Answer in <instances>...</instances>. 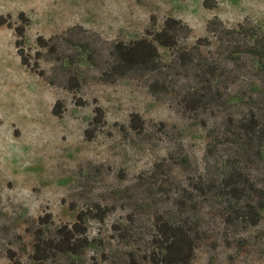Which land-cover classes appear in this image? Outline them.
Instances as JSON below:
<instances>
[{
    "label": "rangeland",
    "instance_id": "1",
    "mask_svg": "<svg viewBox=\"0 0 264 264\" xmlns=\"http://www.w3.org/2000/svg\"><path fill=\"white\" fill-rule=\"evenodd\" d=\"M22 13L30 20L24 56L31 66L39 64L44 77L23 64L18 52L15 28L26 24ZM1 17L7 24L0 27V264H34L36 233L49 235L57 226L73 224L78 212L95 204L109 212L103 223L87 219L91 244L73 260L46 264H153L147 256L153 251L156 207L149 191L137 189L140 178L150 181L156 164L166 162L171 184L187 186L204 174L210 183L216 159L208 153L204 126L227 133L229 124H222L227 114L253 109L264 119V94L251 91L259 86L264 91V71L243 59L246 69L240 62L242 74L228 90L245 98L226 96L230 103L223 107L207 99L194 111L185 94L190 79L173 62L174 51L158 47L162 72L141 70L111 79L105 72L114 44L146 37L171 18L184 26L178 45L186 49L199 46L215 18L229 28L244 23L264 30V0H0ZM40 37L52 48H41ZM204 50L209 56L215 51ZM152 83L159 85L154 89ZM57 102L61 117L53 113ZM96 107L103 109L106 125L88 140ZM134 117L144 123L143 131L133 129ZM220 140L218 157L237 161L256 186L247 202L264 204V158L236 160L228 137L220 134ZM225 160L223 167L230 165ZM161 202L164 209L173 207ZM242 207L233 224L224 206L222 212L201 207L192 264H264V208L259 224L251 225ZM49 214L52 223L42 229L40 219Z\"/></svg>",
    "mask_w": 264,
    "mask_h": 264
},
{
    "label": "trees",
    "instance_id": "2",
    "mask_svg": "<svg viewBox=\"0 0 264 264\" xmlns=\"http://www.w3.org/2000/svg\"><path fill=\"white\" fill-rule=\"evenodd\" d=\"M20 19L26 23L15 28L16 46L22 57V62L30 67L34 73L44 77V71L40 69L39 64L36 63V65L31 66L24 56L25 27L29 25L30 20L23 13ZM5 24L7 22L1 17L0 27ZM8 25L10 26V24ZM183 27L180 20L171 18L165 21L161 30H148L146 37L128 44H114L110 71L105 72V75L111 79H119L141 70L162 72L165 66L158 47H163L174 51L173 62L177 63L178 69L184 71L186 77L188 76L190 79L187 82L189 88L185 94L188 95L187 102L192 110L198 111L202 105L205 107L203 102L207 99L216 101L217 105L222 107L230 103L228 99H244L245 95L242 93H231L229 90L233 87L230 88V86L234 85L231 83L234 79H239L242 71L246 69L242 63L243 59L249 61L250 65L258 66L260 71H264V30L244 23L229 28L222 20L215 18L208 23V36L199 40V46L186 49V47H179L178 45V31ZM38 43L41 48H52L49 40H45L43 37L38 39ZM203 46L204 48L201 50ZM205 48L215 49V51H211L210 54L212 55L209 56L205 53ZM38 55L40 54L38 53ZM240 62L243 64V70L239 66ZM156 81L160 83L159 80ZM234 83L236 85V82ZM72 85H74L73 82ZM157 85L159 84L152 83L151 87L156 89ZM68 88L71 91L77 89L72 86ZM259 88V90L251 91L256 96H260L261 93L264 94V91L261 90L260 86ZM190 94L194 97H189ZM226 96L230 97L227 99ZM224 98H226L225 102ZM253 110H246L242 116L232 112L227 114L225 122H222V124H229L227 133H222L217 128H211L209 124L204 126L208 128L210 134L208 153L212 160L216 159L213 164L217 174L210 179V183L204 174L200 179L190 182L187 186H181L178 183L171 184L165 178L168 176L164 170L166 162L156 164L155 175L150 181L146 182L140 178L142 180L137 189L144 192L149 191L154 202L153 205L156 207L153 251L147 256L151 263L192 264L200 239L198 227H200L199 220L202 217L198 216V212L204 205H206V209L216 208L221 212L224 206L226 209L223 213L228 215L227 222L233 224L239 218L237 207L242 203V212H244L243 215H246L247 221L251 225L259 224L261 209L264 208V204L253 206L254 203L252 201L247 202L246 199L254 193L252 188L255 189V184H249L250 178L244 177L245 172L238 167L237 161L232 163L230 160L223 159L225 155L219 158L217 154L220 150L219 146L224 145L223 141H219L221 134L228 137L229 140L226 143L232 144V147L237 149L236 160L244 157V155L249 159L253 155H257L260 159L264 158V119L261 118V112ZM53 113L59 117L63 115L60 102L55 104ZM104 125H106L105 113L101 107H96L90 128L85 132L86 138L88 140L96 138L99 128ZM132 127L136 131H143L144 123L139 117H134ZM227 156H231V154ZM173 158L175 157L172 156ZM224 160L230 165L226 164L223 167L222 161ZM182 161L185 163V160ZM155 199L158 200L154 201ZM162 199L168 200L170 203L167 204L173 207L164 209L161 206ZM172 201L173 203H171ZM168 210H173L175 215H170ZM108 212L107 207L95 204L87 210L78 212L76 222L73 224L57 226L55 232L50 231L49 235H45L43 230L38 235L36 233L32 253L33 263L46 264L53 261L58 262L61 259L73 260L82 254L91 244L86 225L87 219H94L103 223ZM51 217L49 214L47 218L42 217L40 219L43 222L40 225L42 229L51 225ZM10 259L14 261L12 256Z\"/></svg>",
    "mask_w": 264,
    "mask_h": 264
}]
</instances>
